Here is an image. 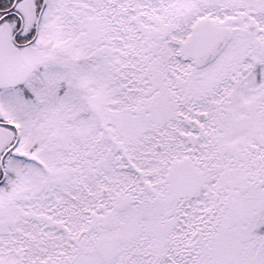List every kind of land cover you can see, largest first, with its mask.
Returning a JSON list of instances; mask_svg holds the SVG:
<instances>
[{
  "label": "snow or ice",
  "instance_id": "6c2138e0",
  "mask_svg": "<svg viewBox=\"0 0 264 264\" xmlns=\"http://www.w3.org/2000/svg\"><path fill=\"white\" fill-rule=\"evenodd\" d=\"M0 264H264V0H0Z\"/></svg>",
  "mask_w": 264,
  "mask_h": 264
}]
</instances>
